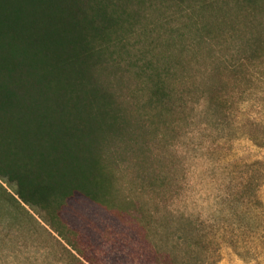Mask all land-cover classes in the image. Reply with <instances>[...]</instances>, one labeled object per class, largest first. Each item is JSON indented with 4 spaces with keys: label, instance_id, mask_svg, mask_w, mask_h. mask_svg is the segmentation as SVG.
Listing matches in <instances>:
<instances>
[{
    "label": "trees",
    "instance_id": "1",
    "mask_svg": "<svg viewBox=\"0 0 264 264\" xmlns=\"http://www.w3.org/2000/svg\"><path fill=\"white\" fill-rule=\"evenodd\" d=\"M262 71L264 0H0V180L65 264L99 259L64 217L77 199L133 213L131 264H218L225 232L171 211L167 152L193 101L229 124ZM245 129L264 149V126ZM248 168L264 220V162Z\"/></svg>",
    "mask_w": 264,
    "mask_h": 264
},
{
    "label": "rangeland",
    "instance_id": "2",
    "mask_svg": "<svg viewBox=\"0 0 264 264\" xmlns=\"http://www.w3.org/2000/svg\"><path fill=\"white\" fill-rule=\"evenodd\" d=\"M254 73V89L229 124L216 123L204 114V102L196 106L193 101L189 126L173 137L167 152L174 183L171 211L202 220L215 233L225 232L218 264H264L261 209L240 195L251 175L248 165L264 162V149L250 141L245 129L251 123L264 126V71ZM14 191L13 185L0 180V264H65L57 237L18 201ZM256 192L264 203V184ZM132 214L121 215L77 199L64 217L88 237V249L99 255L98 264H131L132 250L146 252Z\"/></svg>",
    "mask_w": 264,
    "mask_h": 264
}]
</instances>
